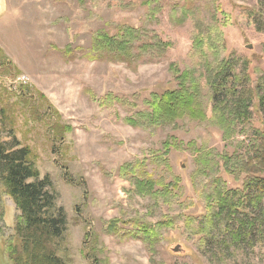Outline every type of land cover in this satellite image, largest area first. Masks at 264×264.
<instances>
[{
	"label": "rangeland",
	"instance_id": "374dc122",
	"mask_svg": "<svg viewBox=\"0 0 264 264\" xmlns=\"http://www.w3.org/2000/svg\"><path fill=\"white\" fill-rule=\"evenodd\" d=\"M183 1L0 0V137L13 133L51 180L66 216L67 264H264V227L240 243L232 238L238 222L215 219L207 236L199 232L207 208L216 209L213 193L241 188L233 165L264 140L250 94L264 74V14H253L258 0H194L190 10ZM121 26L153 35L164 52L130 62L81 57L93 53L100 30ZM197 36L203 58L193 53ZM223 62L216 101L227 112L234 89L249 111L224 124L212 99ZM177 70L197 81L200 113L151 127L128 122L152 93L178 88ZM17 214L0 187V264H9ZM161 221L169 223L157 238L137 231Z\"/></svg>",
	"mask_w": 264,
	"mask_h": 264
},
{
	"label": "trees",
	"instance_id": "16d2710c",
	"mask_svg": "<svg viewBox=\"0 0 264 264\" xmlns=\"http://www.w3.org/2000/svg\"><path fill=\"white\" fill-rule=\"evenodd\" d=\"M158 1L139 0L142 5L148 6ZM258 2V8L253 13L255 18L260 16L261 12L262 15L264 14V0H258ZM183 5L186 10L195 8L194 0H184ZM98 34L97 38L100 40L96 43L93 53L87 52L81 57L103 60L112 58L130 62L134 58L143 59L146 55L150 57L156 50L161 54L166 46V43L161 40H154L153 35L144 36L134 26H121L116 29L115 34H109L103 30H100ZM204 46L203 39L198 36L194 38L193 53L195 56L199 58L207 56ZM222 64L218 73L212 77V83L214 82L212 99L214 100L213 115L218 116L219 121L224 124L228 123L229 119L233 120L237 118V115L243 116L246 111L248 113L249 111L247 101L242 98L243 95L237 96L232 86L230 88L233 90L225 94V96L230 94L232 100L227 104L230 106L227 112L224 111L225 106H221L216 101V93L219 91L214 90L215 85L223 80L221 78L228 66L226 62ZM176 75H180L178 88H168L161 93H152L145 100L143 109L136 112V119L129 118L127 121L133 126L151 127L160 125V122L174 121L183 115L196 116L195 114L200 113L198 111L200 102L197 99L199 87L192 72L177 70ZM244 78L248 79V76L245 75ZM252 93L257 98L253 103V108L260 113L259 118L264 126V74L257 78L255 87L250 90L251 95ZM110 96L117 102L125 104L123 99L112 94L104 96V99L112 100ZM200 117L204 116L200 115ZM233 166L234 169L231 171L239 178L242 177L241 188L225 193L219 189L213 193V203L216 209L212 211V207L207 208L202 219L204 226L199 232H205L207 236L215 219H221L228 227L238 222L232 238L236 243H240L247 233V235L254 234L249 231H253L255 225L264 227V140L259 145L258 151L254 150L251 157L246 161H237ZM139 172L140 170L137 169L133 173L139 174ZM176 181L178 182V179ZM143 182L149 190L151 181L144 179ZM177 182L168 186L177 187ZM51 184L47 175L43 177L39 175L30 149L21 145L13 133H10L6 140L0 137V187L2 193L12 200L18 211L13 226V237L6 245L9 264H67L62 253L66 216L63 208L56 204V198L50 190ZM165 188L160 191H165ZM257 215L260 217L257 218ZM168 223L161 221L153 226L139 224L137 231L148 238H157L160 228ZM111 227L115 231L121 230L114 224ZM128 234L132 237L133 235L138 236L136 232H126V235ZM260 234H262L261 231Z\"/></svg>",
	"mask_w": 264,
	"mask_h": 264
},
{
	"label": "water",
	"instance_id": "95a60500",
	"mask_svg": "<svg viewBox=\"0 0 264 264\" xmlns=\"http://www.w3.org/2000/svg\"><path fill=\"white\" fill-rule=\"evenodd\" d=\"M248 47H250L251 45H247Z\"/></svg>",
	"mask_w": 264,
	"mask_h": 264
}]
</instances>
